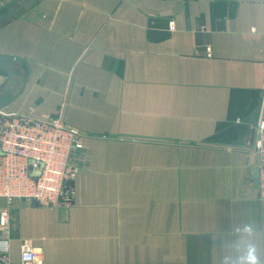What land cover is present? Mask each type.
Masks as SVG:
<instances>
[{"label":"crops","instance_id":"crops-1","mask_svg":"<svg viewBox=\"0 0 264 264\" xmlns=\"http://www.w3.org/2000/svg\"><path fill=\"white\" fill-rule=\"evenodd\" d=\"M0 56L1 109L90 158L69 209L0 197L13 264H219L248 223L264 261V0H0Z\"/></svg>","mask_w":264,"mask_h":264},{"label":"built area","instance_id":"built-area-1","mask_svg":"<svg viewBox=\"0 0 264 264\" xmlns=\"http://www.w3.org/2000/svg\"><path fill=\"white\" fill-rule=\"evenodd\" d=\"M82 137L81 132L64 123L61 113L39 118L0 108V197L9 204L26 199L42 207L71 208L78 173L89 163L83 156ZM247 143L259 156L260 194L264 199V98ZM11 220L9 209L0 208V241L7 244V250L0 251V264H13ZM20 252V264H43L41 252L31 240L21 241Z\"/></svg>","mask_w":264,"mask_h":264},{"label":"clouds","instance_id":"clouds-1","mask_svg":"<svg viewBox=\"0 0 264 264\" xmlns=\"http://www.w3.org/2000/svg\"><path fill=\"white\" fill-rule=\"evenodd\" d=\"M236 239L228 244V254L221 257L219 264H264L256 242L257 229L251 223L234 229ZM7 244L0 241V251H6Z\"/></svg>","mask_w":264,"mask_h":264},{"label":"water","instance_id":"water-1","mask_svg":"<svg viewBox=\"0 0 264 264\" xmlns=\"http://www.w3.org/2000/svg\"><path fill=\"white\" fill-rule=\"evenodd\" d=\"M9 60H10V58H8V57L0 56V64L1 65H4V66L9 67L10 64L7 63ZM8 102H9L8 98H6V99L5 98L0 99V108H3L4 106H6L8 104ZM256 184L257 185H260L258 170H257V173H256ZM32 203L34 205L37 204V202L35 200H33Z\"/></svg>","mask_w":264,"mask_h":264},{"label":"rangeland","instance_id":"rangeland-1","mask_svg":"<svg viewBox=\"0 0 264 264\" xmlns=\"http://www.w3.org/2000/svg\"><path fill=\"white\" fill-rule=\"evenodd\" d=\"M85 151V150H84ZM83 156H85L86 158H88V162H90V158L88 157V155L84 152V154H83ZM85 168V166L83 165V166H81V169H80V171H79V173L81 172V170H83ZM78 173V174H79ZM75 201V200H74ZM73 204H74V202H73ZM73 206V205H72Z\"/></svg>","mask_w":264,"mask_h":264}]
</instances>
